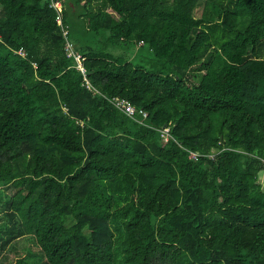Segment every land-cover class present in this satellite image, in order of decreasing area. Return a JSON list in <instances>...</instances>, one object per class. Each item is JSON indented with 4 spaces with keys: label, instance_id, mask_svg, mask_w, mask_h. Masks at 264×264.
Instances as JSON below:
<instances>
[{
    "label": "trees",
    "instance_id": "16d2710c",
    "mask_svg": "<svg viewBox=\"0 0 264 264\" xmlns=\"http://www.w3.org/2000/svg\"><path fill=\"white\" fill-rule=\"evenodd\" d=\"M50 2L0 0L7 264H264V0Z\"/></svg>",
    "mask_w": 264,
    "mask_h": 264
},
{
    "label": "built area",
    "instance_id": "2783aa9c",
    "mask_svg": "<svg viewBox=\"0 0 264 264\" xmlns=\"http://www.w3.org/2000/svg\"><path fill=\"white\" fill-rule=\"evenodd\" d=\"M50 1H51L50 2L51 5L57 11L56 21H57L58 24H60L62 26L63 34L66 36L67 35V28L65 26H63V24H62V9H63L62 0H50ZM65 49L67 50V55L74 56V58L76 60L77 68H79L83 72V74H85V72H84L85 69H84V66H83V60H84L83 55L81 53L74 52L72 43L69 40L66 41ZM84 79L86 81L87 87H90L91 85H90L88 79L86 78V76H84ZM109 99L121 111H123L124 113H126L130 117L134 116L135 107L126 98L119 97V96H112ZM167 131H168V128L164 127L162 134L165 137L167 136Z\"/></svg>",
    "mask_w": 264,
    "mask_h": 264
},
{
    "label": "rangeland",
    "instance_id": "374dc122",
    "mask_svg": "<svg viewBox=\"0 0 264 264\" xmlns=\"http://www.w3.org/2000/svg\"><path fill=\"white\" fill-rule=\"evenodd\" d=\"M259 181L261 183H264V170L260 172L259 175ZM0 191L3 192V194L6 196H10L13 193V189L10 187H1ZM4 196L0 195V223L3 222V220H6L5 215V201ZM4 228H0V264H7L15 257L16 251H23L26 249L31 243V239L27 236H20L16 240L12 241L11 243L2 246L1 241L4 238Z\"/></svg>",
    "mask_w": 264,
    "mask_h": 264
}]
</instances>
